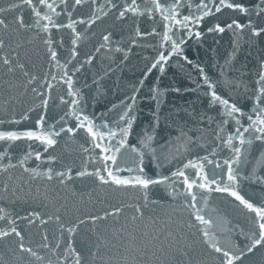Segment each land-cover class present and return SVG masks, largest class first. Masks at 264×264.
Returning a JSON list of instances; mask_svg holds the SVG:
<instances>
[{"label": "snow or ice", "instance_id": "snow-or-ice-1", "mask_svg": "<svg viewBox=\"0 0 264 264\" xmlns=\"http://www.w3.org/2000/svg\"><path fill=\"white\" fill-rule=\"evenodd\" d=\"M0 264H264V0H0Z\"/></svg>", "mask_w": 264, "mask_h": 264}, {"label": "water", "instance_id": "water-1", "mask_svg": "<svg viewBox=\"0 0 264 264\" xmlns=\"http://www.w3.org/2000/svg\"><path fill=\"white\" fill-rule=\"evenodd\" d=\"M227 38H225V42H222L220 48H219V55L223 56L225 48L228 46L227 45ZM208 43H211V40L208 41ZM188 54L195 58V52L192 50H189ZM209 55H211V53H209ZM204 57V52L201 51V58ZM175 75V79H173V76ZM127 78L129 81L133 80L135 77L133 76V74L131 72L127 73ZM187 83L186 80H184L183 78V74L181 73L180 69L171 66L168 68L167 70V74L162 78V83L161 86L162 87H169V86H174L176 83ZM174 95H171L168 97L169 102H171L174 98ZM189 97H185V99H188Z\"/></svg>", "mask_w": 264, "mask_h": 264}]
</instances>
